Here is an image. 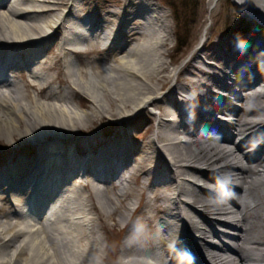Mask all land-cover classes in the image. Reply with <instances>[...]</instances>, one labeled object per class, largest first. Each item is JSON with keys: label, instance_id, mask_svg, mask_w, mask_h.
I'll return each instance as SVG.
<instances>
[{"label": "bare ground", "instance_id": "1", "mask_svg": "<svg viewBox=\"0 0 264 264\" xmlns=\"http://www.w3.org/2000/svg\"><path fill=\"white\" fill-rule=\"evenodd\" d=\"M220 2L208 0L202 37ZM232 2L264 27V0ZM172 34L151 0L103 12L88 0H0V142L36 147L0 163V200L15 209L0 214V264H103L101 231L137 203L149 224L131 228L117 264H264V39H202L176 71ZM221 65L234 73L211 71ZM136 111L157 122L143 150L128 143ZM119 124L118 140H98L97 125Z\"/></svg>", "mask_w": 264, "mask_h": 264}, {"label": "rangeland", "instance_id": "2", "mask_svg": "<svg viewBox=\"0 0 264 264\" xmlns=\"http://www.w3.org/2000/svg\"><path fill=\"white\" fill-rule=\"evenodd\" d=\"M90 5H96L98 7V11L103 12L105 10H115L120 8V0H88ZM158 4L167 14L170 24L172 25L173 34L171 40L169 42V54L166 57L167 62L169 63V67L171 70L176 68L178 69L185 66V64L190 60L193 55L192 52L196 49V47L203 42L206 43L208 47H215L218 44H221L224 48L227 49V44L234 43V41L241 40L244 38H256V40H260L261 37L264 39V27L260 25L256 20L250 19L243 15L232 0H221L218 6L215 8L213 12L212 19L209 22V30L205 37H202L203 29L206 26V18L208 14V0H151ZM84 22V21H83ZM85 24V22H84ZM86 27V24L84 25ZM112 27V26H111ZM109 26L106 27V37L111 35L112 31ZM105 31V30H104ZM108 31V32H107ZM105 35V34H104ZM111 37V36H110ZM113 37V36H112ZM227 43V44H225ZM258 44L261 45L260 42ZM229 53V51L227 50ZM231 53V52H230ZM264 54V52H263ZM204 52L202 56H204ZM84 59V56L82 57ZM74 63L78 64V59L72 57ZM85 60V59H84ZM210 63L221 64L222 62H215L214 60H209ZM192 65H197V62H192ZM223 70H212L213 73H216L218 76H225L226 65H221ZM230 72V70H228ZM26 72V71H24ZM28 74V73H27ZM232 75L233 73H228ZM240 76H234V79H239ZM25 79V78H24ZM177 76L173 77L174 82H171L164 91L167 92L168 89L175 83ZM18 80V79H17ZM20 82V79L18 80ZM237 88V86H235ZM227 92V91H225ZM222 93V91L220 92ZM208 99L212 100L210 97ZM233 101V100H232ZM84 103V102H83ZM257 101L254 102V107L257 106ZM264 103V102H263ZM213 106V105H212ZM87 108H82V111ZM207 112V110H204ZM157 112L158 115L161 112V109L158 107H150L148 113ZM218 113V110L212 111L208 110L207 116L211 119L214 118V114ZM217 115V114H215ZM218 119H222L218 117ZM132 122H135L133 126H130L128 131L132 134L133 138L131 141L128 140V143L132 145V148L136 146L142 148V145L145 141L148 140V137H151L152 133L157 128V122L148 121V116H143L140 111H136L130 117ZM137 125V126H136ZM104 125H97L96 131L98 133V140L104 138L105 135L103 132L109 133L110 138L119 139V136L122 131L123 126L121 124L112 127H106L103 129ZM152 126L155 128L154 130L147 131L148 128ZM261 127V126H260ZM107 135V134H106ZM264 135V134H263ZM263 135L261 137H263ZM260 137V138H261ZM198 138V137H197ZM236 141H240V137L235 138ZM17 141V140H16ZM261 142V141H260ZM259 143V142H258ZM89 143H85L84 147L89 146ZM85 151V150H84ZM21 152H26L29 155H32L36 152V147H33L32 143H25L24 141L14 142L12 140L3 139L0 142V163L11 164L12 158L16 157L17 159L21 156ZM124 169L120 170V173L123 172ZM221 178V174H218ZM224 176V175H223ZM73 183V181H72ZM201 185H204L202 182ZM205 188H209V186H205ZM211 187V186H210ZM213 189H216V186H212ZM215 187V188H214ZM227 193L232 197H236L238 194L231 188L227 187ZM85 192V190H84ZM13 198V195L10 196ZM26 199V198H25ZM4 201L0 200V206L2 209L0 210V214L2 215L4 212L14 211V208H9L4 204ZM138 205H140L138 207ZM137 211H135L128 221L122 222L121 224H115V221L109 220L108 227H106L103 231H101L102 237V245L104 248L105 259L103 264H117L116 259L119 257L121 248L124 245L123 242L128 241L129 237L127 234L137 224L138 228H144L148 226L147 219L144 217V211H148L145 208L144 204H136ZM19 209H22V204L17 206ZM119 219V216L116 217ZM215 226L218 227L217 224ZM194 233V232H193ZM184 235V234H183ZM196 235V233L194 234ZM227 242V241H226ZM228 243L233 244V241H229Z\"/></svg>", "mask_w": 264, "mask_h": 264}]
</instances>
